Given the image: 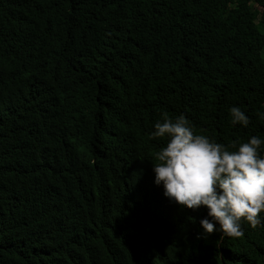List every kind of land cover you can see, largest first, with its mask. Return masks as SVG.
<instances>
[{
    "label": "trees",
    "instance_id": "obj_1",
    "mask_svg": "<svg viewBox=\"0 0 264 264\" xmlns=\"http://www.w3.org/2000/svg\"><path fill=\"white\" fill-rule=\"evenodd\" d=\"M261 3L0 0V264H264V226L205 233L163 195L150 138L167 113L264 140Z\"/></svg>",
    "mask_w": 264,
    "mask_h": 264
},
{
    "label": "clouds",
    "instance_id": "obj_2",
    "mask_svg": "<svg viewBox=\"0 0 264 264\" xmlns=\"http://www.w3.org/2000/svg\"><path fill=\"white\" fill-rule=\"evenodd\" d=\"M229 111L233 125H249L239 107ZM154 129L151 139H166L154 156V183L163 185V195L181 208L206 207L207 217L199 221L205 233L215 232L218 224L223 235L236 239L244 235L243 222L253 229L264 226V140L251 136L225 146L196 133L183 114L173 120L164 113Z\"/></svg>",
    "mask_w": 264,
    "mask_h": 264
},
{
    "label": "rangeland",
    "instance_id": "obj_3",
    "mask_svg": "<svg viewBox=\"0 0 264 264\" xmlns=\"http://www.w3.org/2000/svg\"><path fill=\"white\" fill-rule=\"evenodd\" d=\"M256 9H257V12L255 13V21H256L258 27H260V25L262 23L261 15H263L262 10L264 9V4L263 3L257 4ZM262 29L264 31V26H262Z\"/></svg>",
    "mask_w": 264,
    "mask_h": 264
}]
</instances>
